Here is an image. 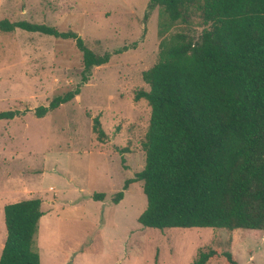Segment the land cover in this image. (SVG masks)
<instances>
[{
	"label": "rangeland",
	"instance_id": "rangeland-1",
	"mask_svg": "<svg viewBox=\"0 0 264 264\" xmlns=\"http://www.w3.org/2000/svg\"><path fill=\"white\" fill-rule=\"evenodd\" d=\"M148 2L0 0V20L73 31L93 52L111 55L81 84L82 56L73 41L0 32V111L23 112L0 121V246L4 205L37 198L40 264H193L198 251L208 249L228 251L238 264H264L263 231L157 230L137 222L146 207L142 182L124 184L145 164L150 108L134 97L149 89L141 74L156 63L160 41L158 10L147 12ZM77 85L73 100L34 115ZM95 117L101 140L92 130ZM118 192L123 196L114 203Z\"/></svg>",
	"mask_w": 264,
	"mask_h": 264
},
{
	"label": "trees",
	"instance_id": "trees-1",
	"mask_svg": "<svg viewBox=\"0 0 264 264\" xmlns=\"http://www.w3.org/2000/svg\"><path fill=\"white\" fill-rule=\"evenodd\" d=\"M154 9L158 57L141 74L148 91L134 97L150 108L145 164L124 184L142 182L146 207L137 222L157 230L264 232V0H149L147 12ZM16 29L73 41L82 56L81 84L111 56L93 52L73 31L0 20V32ZM80 86L35 108L34 115L70 102ZM21 114L0 111V121ZM92 130L100 140L105 136L98 117ZM42 216L37 198L4 205L0 264H40L35 237ZM218 258L238 264L230 252L213 249L199 250L193 264Z\"/></svg>",
	"mask_w": 264,
	"mask_h": 264
},
{
	"label": "crops",
	"instance_id": "crops-1",
	"mask_svg": "<svg viewBox=\"0 0 264 264\" xmlns=\"http://www.w3.org/2000/svg\"><path fill=\"white\" fill-rule=\"evenodd\" d=\"M40 219H41V218H40ZM2 247H3V246H2V244H1V246H0V249H1V250H2Z\"/></svg>",
	"mask_w": 264,
	"mask_h": 264
}]
</instances>
